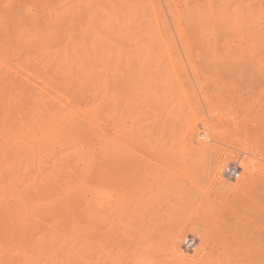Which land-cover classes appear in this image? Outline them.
Instances as JSON below:
<instances>
[{"label": "rangeland", "instance_id": "obj_1", "mask_svg": "<svg viewBox=\"0 0 264 264\" xmlns=\"http://www.w3.org/2000/svg\"><path fill=\"white\" fill-rule=\"evenodd\" d=\"M262 191L264 0H0V264H264Z\"/></svg>", "mask_w": 264, "mask_h": 264}, {"label": "bare ground", "instance_id": "obj_2", "mask_svg": "<svg viewBox=\"0 0 264 264\" xmlns=\"http://www.w3.org/2000/svg\"><path fill=\"white\" fill-rule=\"evenodd\" d=\"M66 118H65V120H66ZM67 119H69V118H67ZM71 119H72V117H71ZM191 119H194V118H191ZM193 122H197V121H193ZM188 125H189L188 128H190L191 127V124H188ZM215 137H216V135H215ZM198 146H199L198 149H201L203 151H208L207 144H205V143L202 144L201 143V145L199 144ZM117 159H119V158H117ZM231 165H234V167H236L237 170L236 169L234 170V168H230ZM226 168L229 169V170H233L234 172L237 173V174L235 173V175H237V176H235L234 178H237L238 177V174L240 172V166H238L237 164H230ZM226 168H225V170H226ZM257 193H261V191H257L256 192V195H259ZM262 193H264V191H262ZM259 202L264 203V198H259ZM200 244L201 243H199L198 241L196 243L195 242V239L192 238L189 243H185L184 244V247L180 246L179 244L178 245H172V246H166V247H164V251L165 252H164V256H163L162 259H160L162 257V255L159 254V253H157V251H159V248H156L153 253H150V257L149 258H145L143 256L136 257V255H134V257H136V258L135 259H132V261H133V264H201L200 257H201L202 254H205L206 255L208 261L211 260V259H213L214 257L211 254V252H207V251H205L203 249L197 248V246H199ZM187 245H188V247H187ZM188 248L191 249L190 250V251H192L191 254H190ZM187 254H189L190 257H191V259L189 260V262H186Z\"/></svg>", "mask_w": 264, "mask_h": 264}, {"label": "built area", "instance_id": "obj_3", "mask_svg": "<svg viewBox=\"0 0 264 264\" xmlns=\"http://www.w3.org/2000/svg\"><path fill=\"white\" fill-rule=\"evenodd\" d=\"M230 168H234V170H235V169L237 170V168L234 167V165H231ZM235 173H236V172H234L233 170H229V169H227V168H226V170H225V174H226L228 177H235V176H237V175H235ZM236 174H237V173H236Z\"/></svg>", "mask_w": 264, "mask_h": 264}]
</instances>
